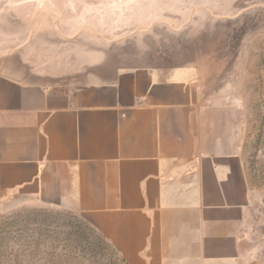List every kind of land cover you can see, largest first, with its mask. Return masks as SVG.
Returning <instances> with one entry per match:
<instances>
[{"label": "crops", "instance_id": "crops-1", "mask_svg": "<svg viewBox=\"0 0 264 264\" xmlns=\"http://www.w3.org/2000/svg\"><path fill=\"white\" fill-rule=\"evenodd\" d=\"M16 23L0 25V216L74 215L125 264H247L242 157L209 135L189 70L96 60L65 82L41 60L59 56L50 30Z\"/></svg>", "mask_w": 264, "mask_h": 264}, {"label": "rangeland", "instance_id": "rangeland-1", "mask_svg": "<svg viewBox=\"0 0 264 264\" xmlns=\"http://www.w3.org/2000/svg\"><path fill=\"white\" fill-rule=\"evenodd\" d=\"M8 16L50 30L41 60L65 82L96 60L186 67L209 135L242 157L247 264H264V0H0ZM0 264L125 263L74 215L21 208L0 216Z\"/></svg>", "mask_w": 264, "mask_h": 264}]
</instances>
